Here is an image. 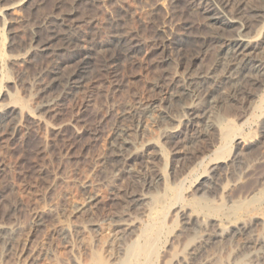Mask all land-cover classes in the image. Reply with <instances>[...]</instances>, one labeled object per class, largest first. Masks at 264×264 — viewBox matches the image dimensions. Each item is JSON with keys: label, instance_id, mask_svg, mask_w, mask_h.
<instances>
[{"label": "rangeland", "instance_id": "374dc122", "mask_svg": "<svg viewBox=\"0 0 264 264\" xmlns=\"http://www.w3.org/2000/svg\"><path fill=\"white\" fill-rule=\"evenodd\" d=\"M1 1L6 6L19 0ZM157 1L102 0L96 5L92 1L40 0L42 6L33 10L0 11V104L15 101L19 108L30 110L26 115L18 109L15 121L0 128V224L14 229L6 240L0 239V264H93L98 255L108 264H132L134 248L144 242L141 234L156 239L154 263L169 264L175 252L187 255L193 245L185 252L188 241H199L206 233L191 223H181L180 212L192 207L191 198L203 195L229 207L232 200H246L250 189L264 188V130L257 128L264 116V76L241 80L234 101L228 99L230 85L219 88L223 104L212 120L216 123L224 116L234 124L244 123L241 138L237 143L231 141L230 150L220 147L224 141L218 128L206 123L187 124L166 137L173 124L165 119L164 111L179 114L185 99L180 103L174 97L187 76L208 72L226 51L222 42L205 46L195 41L178 57L165 60L171 55L155 36L159 26L165 24L179 33L182 24L189 23L193 34L212 32L203 25L206 19L201 5L180 0L172 9L174 15L160 5L154 16L151 9ZM259 1L247 2L259 6L264 0ZM73 8L78 10L74 16H64ZM52 13L64 16L67 26H75L81 51L91 53L93 69L79 87L66 89L49 110L38 112L37 78L51 61L45 56L32 55L27 61L20 58L33 45L32 23H40ZM112 13L121 14L120 25L110 26ZM57 26L69 28L60 22ZM121 27L140 40L141 48L133 57L119 58L102 68L101 63L113 55L99 54L93 47L114 38ZM46 35L45 29L39 31V37ZM10 37L17 47L13 51L8 48ZM11 55L19 59L11 60ZM62 57L65 63L71 54L64 52ZM254 58L264 62V40L257 45ZM117 127L129 132L132 145H125V154L136 152L121 164L114 154L120 148L113 139ZM198 129L205 132L200 134ZM252 133L254 141L247 143ZM234 152L236 160L231 159ZM216 164V178L204 182ZM198 186L201 190L196 192ZM140 194L141 200L133 201V195ZM160 219L164 226L158 229L155 221ZM227 220L231 218L225 215L210 219L209 231ZM131 222L135 231L122 237ZM253 232L256 236L264 233L259 218ZM244 237L238 232L223 240L207 239L203 256L218 264H259L264 247L252 244L250 249H242Z\"/></svg>", "mask_w": 264, "mask_h": 264}, {"label": "bare ground", "instance_id": "6f19581e", "mask_svg": "<svg viewBox=\"0 0 264 264\" xmlns=\"http://www.w3.org/2000/svg\"><path fill=\"white\" fill-rule=\"evenodd\" d=\"M85 1L86 2L92 1V4L93 2L95 4L102 3V0H76L77 3L78 2L83 3ZM247 1L249 0H238V1L236 0V2L234 0H189V3L191 5H198V6L201 5V9L205 13L204 18L206 19V22H204L203 25L205 27L207 26L208 28H210L212 32L209 35L208 34L203 35L202 32H201L202 34L199 33L200 35L193 34L194 27L189 23H183L182 31L179 33L172 31L165 24L157 28L155 32L156 34L155 36L157 40L161 41L159 42V44H162V46L166 47L168 54L171 55L169 56V58H166L165 60L174 58L175 56L178 57V55L182 53V51L186 46L188 47V45L191 44L193 45V42L195 41H199L201 44L205 46L208 45V43L222 42V44H224L225 46V50L224 49L223 50L224 52L226 51L224 53L225 56H222L223 58L219 60L217 58L218 61L216 60V64L214 63L215 66L208 72L202 74L190 73L187 76L185 83L182 84L181 90L174 97V98L178 97L179 102L180 99H185L188 101L185 102L184 100V103L181 104V108H179L180 111L178 115H173L169 111L163 110L165 112L164 113L165 119H168V121L170 120V124L172 123L174 125L173 126L171 124L172 127L169 129L170 133L166 134V137L169 138L170 136H172L171 135L172 133L179 131L180 127L181 128L186 127L187 124L194 125L195 123L196 124L206 123L208 124V127L218 128L220 132L219 134L222 136V139L224 141L223 143L224 145L222 144L223 146L220 147H223L224 148L223 150L225 151L230 150L231 141L235 139V142L237 143L238 142L237 139L241 138L240 137L241 135L239 136V134H241L242 132L241 126L244 123L234 124L233 122L234 120L224 116L218 117L216 123L212 119L214 118L215 114L219 111L216 110L221 108L222 106L221 104H223V101L219 96V88L221 86L230 85L231 92L228 99L230 101L231 100L234 101L239 96L238 85L241 80L243 81V79H247V78L255 80L258 77L264 76L263 60L261 58H260L261 60L259 59L255 60L254 58V53L257 45L260 44V41L264 40V4H263L264 1L261 5L259 4V6L258 5L252 6V4L250 5V3L252 2L248 3ZM2 2L3 1L0 0V11L2 9H4L5 11L7 10L18 11L23 9L33 10L36 7L42 6V2H40V0H19L17 2L8 4L6 6L4 5L5 3L3 4L4 6H2L1 4ZM179 2L180 0H158L152 6L151 15L155 16V13L160 5L169 8L170 13L172 14L173 13L172 9H175ZM58 6L60 7L61 5L58 4ZM77 11H78L77 9L73 8L68 12H65L64 16L66 15L74 16ZM4 16L6 15H3L2 17L4 18ZM64 16L62 17L52 13L44 17L40 23L39 22L32 23L31 41L33 42V45L28 50L26 57L22 56L20 58L22 60L24 59V61H27L25 60V58H28L29 56L32 55L45 56L48 57V59L51 61V65H47L45 68L42 67L43 69L41 68L42 69L41 73L37 78L38 87H39L38 97L40 98V101H38L36 107V110L38 112H44L49 110L53 106L55 100H57L60 97L62 98L66 89L71 87L74 88L76 86L79 87V85L85 81L87 74L90 71H92L91 68L93 69V66H91L92 63L91 53L89 52L84 53L83 51H81V48L79 46L80 44L79 41L81 40V36L74 33L75 31L73 27L75 26L73 27L67 26V24L65 23L66 20ZM119 16H121V14L118 15L112 13V15H110L109 23L111 27L120 25ZM59 22L63 26H67V28L68 27L69 28L67 30L58 29L57 23ZM6 23L7 20L5 19V24ZM42 29H45L47 31V35L44 38L38 36L39 31ZM10 33L13 36L14 33L13 32ZM115 35L116 36H113L114 38L110 39L109 41L108 40L99 41V42L96 41L97 43L93 47L94 51H97L99 54L110 53L111 56L113 55L112 58L109 56L111 58L110 60L103 61V63H101L102 68L108 67L109 63L114 62L119 58L127 59L133 57L141 48L140 40L136 36H134V34L125 31V29L123 28L119 29L118 33ZM1 42L2 41L0 39V43ZM8 46H9L8 48L12 49V51L13 49L15 50L17 48L13 37H10ZM64 52H69L71 54L70 61L72 63H70V61H67L65 62L66 63L65 64L64 61H62L64 60V58L62 57ZM15 58L19 59V56H14V55L10 56L11 60ZM21 82L23 83V80H21ZM18 109L20 111L24 110L26 115L30 114L29 113L30 110L29 111L27 109L25 110V107L19 108V106L15 103V101L14 102L10 101L7 103L0 104V128L6 126L7 123L10 121H12V123L15 121L16 117L14 116L15 115L14 112H17ZM246 121H250L249 118L246 119L245 122ZM257 124H258L257 128L259 132L263 131L264 130L263 115L261 118H259ZM127 131L128 130L124 129L123 127H119V128L117 127L114 131L113 139H115L114 141H117L118 145L120 146L119 151H117L114 154H116V157L118 158L120 164L124 163V161H128L129 159H132L133 156L136 154V152H131L129 155L127 153L125 154L124 151V149L126 148L125 145L128 144H130V146L132 145L131 141H129V139L127 138V135L129 133ZM199 131H200L199 133L202 134L204 130L202 129ZM246 141L247 143H251L252 141H254L253 133L246 138ZM237 157H238L237 153L234 152L232 154L231 159L236 160ZM217 167L218 164L211 166L210 170L208 171V174L206 173L207 177L204 179V182L206 181L208 182L209 180L212 181L214 178H216ZM199 190H201V187L198 186L196 192ZM250 190L246 196L247 197L246 200H242L238 198H237L238 200H232L231 205L228 203L230 205L229 207H226L222 204H215L213 203L214 200L211 201L209 200V198L208 199L204 198L203 195H201V197H197L196 195L195 196L193 195L195 198L194 199L191 198V201L189 203V205H191L192 207L186 206L188 210H184V212L182 211L180 212L179 217L181 223L182 221H184L183 223L186 224L191 223L192 225H194L193 227L199 228L201 229V231H206V233L203 235L201 239L200 237L199 239H197L199 241H196L194 238L193 241H190V243L188 241L187 243L188 245L185 248L186 249L185 252H187V248L191 244L193 245L190 246L187 255L183 251L181 252L179 251L180 253L175 252L173 256H171V258L169 259L166 257L169 260V264H171L174 260L176 262V259L178 260V264H188L187 261L189 260L190 262L192 260V262L196 264H218L216 260L214 261V259L210 260L211 259L210 258L207 260V258H204L205 256H203L202 248L205 240L207 239L211 240L212 238H219L221 240L222 238H225L227 236H233L238 232L245 236L243 243L244 245L242 249H250L252 244L255 245L257 244L258 246H260V248H263L264 233L261 234V236H259L258 233L256 236L253 232V226L256 223V219L259 218L264 227V206H263L264 188L260 190L257 187L252 189L251 191ZM227 196L230 197L229 194ZM234 196H237V194ZM178 197L179 196H177V198ZM133 198H134L133 201L135 200L137 201V200H141L142 197L140 194V195H133ZM231 198L233 199V196H231ZM224 215L228 218H231V220L230 221L227 220L228 221L227 223H223L220 221L221 223L216 224V226L213 225V229L210 232L209 230L212 226V225L210 226V219L217 218L219 216L222 217ZM160 221L163 220L160 219L158 221H155L157 223L158 229L162 228V224L164 226V223L161 224ZM135 226L136 225L133 224L132 222L128 223L127 227L124 228L122 237L123 236L125 237V235H128L129 233L130 235L133 234L132 232L135 231ZM12 233H14L13 228L0 224V239L2 241L6 240V238ZM141 237L144 239L143 240L144 242L142 244L136 245V247L134 246L135 248L133 247L134 261L131 260V263L155 264L153 258V255H155L154 250H156L155 237L149 234L139 235V238ZM137 238L135 239L136 242L139 239ZM183 253L185 256L183 258L181 257L182 259L179 258L180 256H183ZM95 259L96 260L95 262L93 261L94 262L93 264H108V261L105 260V258H103L102 255H98ZM124 262L126 261L124 260ZM128 262L129 261H127V263ZM259 264H264V257L261 256Z\"/></svg>", "mask_w": 264, "mask_h": 264}]
</instances>
